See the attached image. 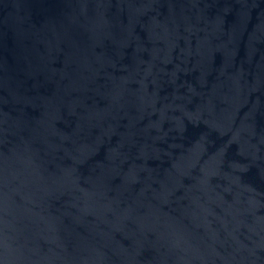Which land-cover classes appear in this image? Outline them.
I'll use <instances>...</instances> for the list:
<instances>
[{
  "label": "water",
  "instance_id": "95a60500",
  "mask_svg": "<svg viewBox=\"0 0 264 264\" xmlns=\"http://www.w3.org/2000/svg\"><path fill=\"white\" fill-rule=\"evenodd\" d=\"M0 264H264V0H0Z\"/></svg>",
  "mask_w": 264,
  "mask_h": 264
}]
</instances>
